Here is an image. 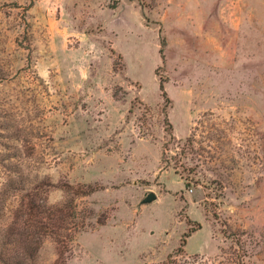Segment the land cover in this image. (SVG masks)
Returning a JSON list of instances; mask_svg holds the SVG:
<instances>
[{"label":"rangeland","instance_id":"obj_1","mask_svg":"<svg viewBox=\"0 0 264 264\" xmlns=\"http://www.w3.org/2000/svg\"><path fill=\"white\" fill-rule=\"evenodd\" d=\"M67 185L65 264H264V0H0V231Z\"/></svg>","mask_w":264,"mask_h":264},{"label":"trees","instance_id":"obj_2","mask_svg":"<svg viewBox=\"0 0 264 264\" xmlns=\"http://www.w3.org/2000/svg\"><path fill=\"white\" fill-rule=\"evenodd\" d=\"M159 88L163 91L161 84ZM65 187L68 197L58 204H50L47 195L41 197L40 192L33 195L36 189L31 188L27 200L18 205L9 224L0 231L1 264H33L37 250L46 239L55 245L56 259L53 264H65V255L75 234L84 227L83 222L76 218L74 196H88L96 191L91 186ZM195 225L199 228L198 223ZM195 230L192 228L183 234L177 254L182 253L186 238ZM161 264H174L173 254Z\"/></svg>","mask_w":264,"mask_h":264},{"label":"water","instance_id":"obj_3","mask_svg":"<svg viewBox=\"0 0 264 264\" xmlns=\"http://www.w3.org/2000/svg\"><path fill=\"white\" fill-rule=\"evenodd\" d=\"M157 196L154 192H149L148 194L145 195L144 199L142 200V204H149L154 201H156Z\"/></svg>","mask_w":264,"mask_h":264}]
</instances>
